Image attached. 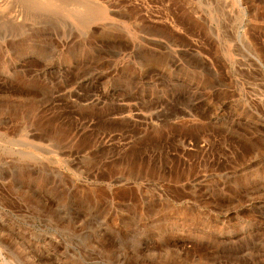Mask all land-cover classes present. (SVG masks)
<instances>
[{
  "label": "rangeland",
  "instance_id": "rangeland-1",
  "mask_svg": "<svg viewBox=\"0 0 264 264\" xmlns=\"http://www.w3.org/2000/svg\"><path fill=\"white\" fill-rule=\"evenodd\" d=\"M0 264H264V0H0Z\"/></svg>",
  "mask_w": 264,
  "mask_h": 264
},
{
  "label": "bare ground",
  "instance_id": "bare-ground-1",
  "mask_svg": "<svg viewBox=\"0 0 264 264\" xmlns=\"http://www.w3.org/2000/svg\"><path fill=\"white\" fill-rule=\"evenodd\" d=\"M49 1H51V0H49ZM51 3V2H50ZM7 6V5H6ZM5 14V13H4Z\"/></svg>",
  "mask_w": 264,
  "mask_h": 264
}]
</instances>
